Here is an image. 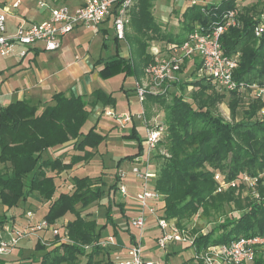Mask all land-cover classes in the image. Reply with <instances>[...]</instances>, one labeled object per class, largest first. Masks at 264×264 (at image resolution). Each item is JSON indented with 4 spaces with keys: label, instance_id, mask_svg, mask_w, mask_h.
<instances>
[{
    "label": "trees",
    "instance_id": "trees-1",
    "mask_svg": "<svg viewBox=\"0 0 264 264\" xmlns=\"http://www.w3.org/2000/svg\"><path fill=\"white\" fill-rule=\"evenodd\" d=\"M153 5L152 0H137L126 31L129 56L125 58L118 52L109 56L100 68L101 76L121 72L124 77L140 82L144 67L153 59L149 51L151 43L180 42L195 23L205 27L220 20L225 10L235 7L233 2H220L206 8L187 6L178 12L185 31L174 34L164 31L157 22ZM239 17L241 27L229 28L221 36V45L227 55L239 54L234 79L260 84L264 79V32L259 38L254 36L255 21L250 7L244 8ZM101 58L95 64L101 63ZM199 66L196 62L193 71ZM172 85L179 90L191 85L192 90L188 98L172 93L169 102L164 93H146L142 102L145 120H149L150 106L164 109L166 129L157 145H162L166 154H157L161 161L152 182L153 189L162 195L164 217L182 226L197 213L210 217L223 212L225 207L236 212L205 233H199L194 242L197 251L209 244L228 243L241 235H261L264 232V201L258 202L248 195L241 197L234 189L215 192L213 173L220 171L232 179L243 171L255 174L264 166V113H261L264 99L248 92L245 98L252 99L244 104L243 115L237 119L236 108L245 94L223 92L229 98L231 121H226L216 113L222 94L207 79L193 78L191 82H173ZM51 102L41 111L25 99L0 105V210L19 207L23 211L33 207L26 202L34 195L46 203L42 217L48 223L55 224L66 214L72 216L59 224L64 227L67 240L60 241L56 236L48 246L36 241L34 249L39 254L24 264H112L110 255L98 257L106 250L96 245L103 228L108 223L116 224L110 217V206L100 225L94 218L81 213V209L104 195L105 172L95 176L73 174L69 188L58 191L55 178L64 173V179L75 164L91 158L94 153L86 147L96 149L105 141L106 134L96 131V123L88 128L84 125L97 104L102 108L115 107L116 98L112 92L97 88L89 94L56 92ZM123 138L135 140L136 151L119 158L114 173L110 172L114 174V181L107 186L113 194L118 181L116 169L121 161L133 160L143 153L142 137L134 127ZM68 141H73L74 154L67 160L61 155L53 159L47 156L51 148ZM260 194L264 195L263 189ZM119 207L124 213V205L119 204ZM1 211L0 223H3L5 213ZM130 239L133 240V236ZM258 263L264 264V260L259 259Z\"/></svg>",
    "mask_w": 264,
    "mask_h": 264
},
{
    "label": "built area",
    "instance_id": "built-area-1",
    "mask_svg": "<svg viewBox=\"0 0 264 264\" xmlns=\"http://www.w3.org/2000/svg\"><path fill=\"white\" fill-rule=\"evenodd\" d=\"M153 1V12L156 11ZM178 6L179 10L187 6L199 5L202 8L210 7L220 2H233L234 8L225 10L218 21L207 26L195 23L192 29L185 34L182 41L171 43H151L150 53L153 59L144 67V80L134 82V90L139 103L142 104L146 93L157 94L155 90L165 92L173 82L184 81L183 70L185 65L200 66L191 76L207 79L212 85L220 88L226 94H251L253 97L264 99V79L262 83H244L234 79L233 73L239 63V54L227 55L221 45V36L229 28H239L242 25L240 14L244 8L251 9L254 18L253 33L259 38L264 32V0H251L248 4L244 0H168ZM137 0H82L77 6L66 3L53 5L45 0H38L37 6L46 8L48 15L37 22L21 20L9 31L6 25L7 12L0 5V56H9L14 53L23 58L30 48L40 44L43 50L55 51L61 47L63 37L76 28L90 31H99L106 22L114 32L116 41H126V31L130 24L131 10ZM12 7H18L20 0H11ZM163 19V17H162ZM18 46H23L18 47ZM196 61V62H195ZM149 86V87H148ZM264 113V110H261ZM102 114L114 120L116 127L122 131L131 122L133 114L130 112L116 113L112 107H105ZM138 117L144 122L142 137L143 153L135 157L134 164L128 170L117 169L118 181L116 190L127 195V180L138 184L132 199L136 203L138 215L128 219L127 227L134 232L133 240L124 246L115 242L113 235L101 237L96 245L103 250L112 251V264H165L163 261L152 259L143 254L142 237L148 223L151 222L156 230L153 240L165 252L173 245L191 250L193 264H256L257 260H264V232L261 235L238 236L228 243L209 244L197 251L195 238L204 230H195L194 225L185 222L178 226L174 219H167L163 215L162 195L152 187L156 176L151 170V156L157 142L165 133V125L155 121L145 122L143 110ZM153 179L150 183L149 180ZM215 192H224L228 189L243 191L256 201H264V166L255 174L246 171L240 172L235 178L228 179L220 172L213 173ZM25 224L16 229H10L6 220L0 223V259L13 253L26 240L37 237V241L48 246L56 236L60 241L67 240L66 231L62 225L50 224L35 207H26L21 213ZM41 231L42 235L35 233ZM47 234L52 238L46 242ZM87 247V245L85 246Z\"/></svg>",
    "mask_w": 264,
    "mask_h": 264
},
{
    "label": "rangeland",
    "instance_id": "rangeland-1",
    "mask_svg": "<svg viewBox=\"0 0 264 264\" xmlns=\"http://www.w3.org/2000/svg\"><path fill=\"white\" fill-rule=\"evenodd\" d=\"M255 1V0H253ZM3 0H0V3H2ZM246 3H250V1L245 0ZM155 6H156V11L154 12L155 15V19L157 20L158 23L161 24V26H163L164 31H169L172 33H177V34H182L185 29L183 28V24L180 21L178 12H179V8H177V6L174 4V7H172V3L168 0H157L154 2ZM245 4V3H244ZM8 6V5H7ZM163 17V19H162ZM6 25L10 28H12L11 26L13 25V21L10 20L9 18H7L6 21ZM106 27H109V29H107V34H103L102 31H94L95 35H93V37L89 40V42H87L86 40L81 41V39H75L72 41V43L70 44L71 48L68 49V47L65 50L64 53V58H54V60L52 59V57L50 56L49 53H46L44 55H41V64L39 65V67L41 69H43L44 67L47 69H51L53 70L54 68H60L62 66V61L64 60L65 63H67L68 61L72 60L73 54L76 53L80 60L82 58H84L83 60H90V59H96L99 56H103L102 62L99 63L100 66L103 65L104 61L111 55L115 54L116 52L118 53H127L126 56H129V47L126 41H117L118 43L116 44V40L114 39V32L110 26V23H106ZM87 31H82L81 34L83 35L82 38H85V35L87 34ZM103 41H105L106 43L103 44ZM118 45V47L116 48V46ZM19 48L23 46H18ZM15 54L12 53L9 56L5 57V56H0V105L3 106V104L9 103L11 101V99H13V96H9V93L12 92L13 90H15L16 88L21 89L22 87H25L27 84L25 82V79H23L25 76H29L33 79H38L39 78V74L37 71V66L36 64H32V68L28 69L25 68L22 72L23 73L22 76L20 77V75H17V77H20L19 79H17L15 74V66L13 64L14 60H15ZM17 62V61H16ZM196 62V61H195ZM44 66V67H43ZM194 65L192 64H187L184 67V70L182 72L183 74V79L185 82H191L192 80V75L194 74L193 71ZM13 71V72H12ZM29 72V73H27ZM14 74V75H13ZM87 76L90 77V85H92L93 87H101L104 89H111L115 91V98H116V104H115V109L116 111H120L123 110L124 107V102L121 101V95L122 93L120 92V86L124 83V75L121 72H117V73H113L110 75H107L105 77L101 76L100 74V68H96L95 70H93L92 72H90L89 74H87ZM143 77V76H142ZM129 80H126V83H128L131 79L128 78ZM68 85L70 84H74L76 80H73L71 78H66L65 80ZM149 87V86H148ZM192 90V86L191 85H187V87L179 90L178 87H175L174 85L168 87V89L165 92H162L161 90H155L156 92H159L157 94H162L164 93L166 101L169 102L171 100L172 97V93H181L183 95L184 98H188L190 91ZM216 90L222 94L221 99L218 101L217 104V108H216V113L224 120L226 121H231L230 118V111H229V98L226 97L225 93H223L221 91L220 88L216 87ZM109 93V92H107ZM117 98H119V100H117ZM252 98L249 99L248 98H241L240 103L238 104V107L236 108V112H237V116L236 118L239 119L242 117L243 115V111L244 108L246 107L248 101H250ZM41 103V102H40ZM41 105V104H40ZM43 105V104H42ZM41 107V106H40ZM105 107H111L110 105H107ZM104 107V108H105ZM103 110V109H102ZM97 111V112H96ZM94 110L93 112H91L89 114V118L88 121L86 122V124L84 125L89 126L91 124V122L93 121V124L100 122V123H104L106 127L111 126V122L109 120H112L110 117L105 116L104 114H102V111L100 108H98L97 110ZM149 120L150 121H155L158 123H162L164 124L163 118H164V109L160 106L157 105H152V107L150 106L149 108ZM101 113V115L99 116V114ZM110 122V123H109ZM92 124V125H93ZM144 125V122H143ZM115 131L112 129L111 133L109 135V137L111 136V140L116 143L119 141V139L121 138H116L114 137V133ZM165 134V133H164ZM164 137V135H163ZM162 137V138H163ZM123 141H125V144H123L122 146H118L117 144H112L111 147L109 148V152L110 153H117V154H129L135 151L136 149V141L132 140V139H123ZM61 143L59 145H56L54 147L60 146L65 144ZM70 146V145H69ZM72 147V146H71ZM68 148V146L66 147ZM70 149H73L70 148ZM166 154L165 150L163 149L162 145H157L155 147L154 152L152 153L151 156V170H155V166L156 168H158L159 163H160V159L157 157V154ZM124 155H121V157H123ZM1 166V165H0ZM2 167V166H1ZM117 170V169H116ZM81 172H84L83 170H81ZM114 173V171H112ZM71 173L68 172L66 174L67 177L64 178V180L66 179L67 182L70 181V175ZM106 184L109 185L114 181V174L112 175V173L109 175L105 174L104 175ZM153 179H150L149 182L151 183ZM135 184V183H134ZM137 184V183H136ZM104 186V195L100 198V200H98L97 202L91 204L90 206L81 209V213L84 216H90L92 218H94L97 223L100 225L104 222V213L106 211L107 206H110V217L111 219L116 223L115 226L111 225L110 223H108L105 228H103L101 235L102 237L107 236V235H113L115 238V242L120 246H124L127 242V237L129 236V229L127 227L128 223V219L131 217H134L136 215H138V210H136L135 208L132 209L130 207L128 208H123L124 213H122V211L120 210L119 204H123L124 202L129 203V201H133V199L131 197L134 196L133 191L128 190L127 187V195H122L119 191H117L116 193H111L110 190H108V186ZM235 193H239L241 194V197H243L245 195V193L243 191H235ZM31 204V206L35 207L39 214L42 216V214L45 211V207H46V203H44L43 200H39L36 196L34 197V195H31L27 202L26 205ZM78 208V207H77ZM1 211V210H0ZM21 208H13V209H8V210H4L1 212L5 213V220L7 225L10 227V229H16L18 227H21L25 224V220L22 217L23 215L20 213ZM15 215L14 218H12V215ZM236 212L235 211H229L228 207H225V210L223 212H219V213H214L212 214L210 217H202L200 213H197L196 216L190 218V220L188 221L189 224L194 225V228L196 230H204L205 232L208 231L209 229H211L212 227H215L219 224L220 221H222V219L226 216H230V215H235ZM72 217L70 214H66L63 217H61L58 221L59 223H64V221L67 218ZM148 226L145 228L144 230V234H143V254L144 255H148L155 260L158 261H164L166 259L168 264H179L178 260H182V262H180V264H190V254H191V250L190 249H186L183 248L181 249L179 252H177L176 254H172L170 252L165 253V251L163 249H161L160 247H158L156 245V242L151 239V236L148 234ZM116 233V234H115ZM38 236L42 235L41 231H37L35 233ZM50 240H52V238L47 234V239L46 242H49ZM37 241V237H32V239L30 240H26L25 242L23 241L19 247H17V249L11 253L8 254L6 256H3L0 259V264H24L25 262L30 261V257L35 256L37 254H39V252H37L34 249V245L35 242ZM112 251H104V253L98 257H103L105 258L107 255H112L111 254ZM189 256V257H188ZM189 258V259H184V258ZM82 262H84V259H81ZM165 261V264H166ZM259 264V263H258Z\"/></svg>",
    "mask_w": 264,
    "mask_h": 264
},
{
    "label": "crops",
    "instance_id": "crops-1",
    "mask_svg": "<svg viewBox=\"0 0 264 264\" xmlns=\"http://www.w3.org/2000/svg\"><path fill=\"white\" fill-rule=\"evenodd\" d=\"M10 1L11 0H3V2L0 3V5L4 6V9L7 12V18H9L10 20L13 21V25L11 26L12 28L8 27L9 31H11L14 28V26L16 24H18V22H20L21 20H24V21L29 22V23L37 22V21H40V20L46 18L48 15V10L46 8H41V7L37 6L38 0H20V4L18 5V7H12L10 4ZM45 1H47L53 5H56L59 3H66L72 7L77 6L82 2V0H45ZM248 1L251 2V0H248ZM183 3L184 4L187 3V0ZM244 3H245V0H244ZM177 8H178V6H177ZM181 11H182V9H181ZM106 23H108V22H106ZM106 23H104L102 25V27L99 29V32L102 31L103 34H107V31H108L107 29H109V27H106ZM82 31L88 32L85 35V38H82V36H83L81 34ZM93 35H95L94 31L86 30L83 28H76L63 37L61 47L58 50H55V51L43 50L40 47L41 45L37 44L36 47L30 48L28 50L26 56L23 58H21L15 54L14 55L15 60H14L13 64L15 66V74L16 75H14V74L13 75L17 77V75L21 74L20 75V77H21L23 73H20V72H22L25 68H27V70L31 69L32 64L34 63L37 66L39 78L33 79V77L31 78L29 76V78H28V76H25L23 79H25V82L27 85L25 87H22L21 89L16 88L12 92H10L9 96H13V99H11V101L18 100V99H25V100L30 101L32 104H35L37 106V110L41 111L45 105L52 103L51 97L56 92H63L66 95H68V94L78 95V94H89L94 89L100 88V89L104 90L105 92H112L113 95L115 96L114 90L104 89L101 87H93L92 85H90V82H89L90 77L87 76V74H89L90 72H92L96 68H101L99 63L95 64V62L98 58L103 57L102 55L96 59L93 58V59H90L89 61L88 60L86 61V60H83L84 58H82L80 60L79 56L76 53H74L72 60L68 61L67 63H65V61L63 60L62 66L58 69L54 68L53 70H51V69L45 68L44 66H43L44 68L41 69L39 67V65L42 62L41 61V55L49 53L53 60H54V58L55 59L61 58V57L64 58L65 50L67 47H68V49L71 48L70 44L72 43L73 40H75L77 38V39H81V41L86 40L87 42H89V40L93 37ZM119 54L125 58L128 57V56H126L127 53H126V55H125V53H119ZM27 73H29V72H27ZM20 77H17V79H19ZM66 78H71L72 81L77 79L78 81H75L74 84L68 85V83L65 81ZM128 78H130L131 80L128 83H126V80H129ZM124 80H125L124 83L120 86L123 88L120 91L122 93V95H121L122 100L121 101L124 102L123 110H120L118 112V111H116V109L114 107H112V108L115 110L116 113H122V112L132 113L133 114L132 122L122 131H120L116 127L113 119L109 120L111 122V124H110L111 126H109V127H106L104 123L97 122L96 123V131H98L102 134H106L105 141L103 143H101L96 149L86 147L85 148L86 150L94 153L93 156L86 161H81V162L75 164L71 168V174L70 175L77 174V175L95 176L97 174H100L101 171L105 172V174L108 175V174H110V172L115 170L114 167H115L116 161L119 158H121V155L125 156L127 154L126 153H124V154L113 153L112 154L109 152V148L114 143L111 140V136L109 137L112 129L115 131L114 137L121 138V139H119L118 142L114 143V144H117L118 146H122L123 144H125V141H123V139H124L123 135L125 133H127L132 127H134L136 129L138 134H140V135L143 134V130H144L143 121L141 120L142 118L138 117V114L140 113L141 110H143V107H142V104L138 102L137 97H136V93L134 90V82L136 80L133 77H124ZM143 80H144V77H141L140 82H142ZM117 100H119V98H117ZM6 104H8V103H6ZM6 104H3V105H6ZM98 108H100L101 110L103 109L102 106H100V104H97L91 110V112H93L94 110L96 111ZM100 115H101V113L99 114V116ZM144 121L146 123L149 122V120H144ZM92 124H93V121L91 122V124L89 126H91ZM89 126H86V127L88 128ZM72 144H73V141H68L63 145L53 147L47 152V156L49 158L53 159L56 156L61 155L65 160H67L72 154H74V150L70 149V148H72L71 147ZM67 146H68V148H66ZM135 151H136V149H135ZM134 152L129 153V154H133ZM134 162H135L134 159L133 160H123L119 164L118 169L120 168V169L128 170L130 168V166L132 164H134ZM150 166H151V164H150ZM154 169H156V166ZM81 170H83L84 172H81ZM59 176H61V177L55 178L56 185H57V191L62 190V189H64V190L68 189L69 188V182H67L66 179L65 180L63 179L64 173H61ZM125 183L128 187V190L133 191V194H134V192L138 188V184H136V182L132 181L131 179L127 180V182H125ZM123 205H124V208L130 207L132 209L135 208L137 210L136 203L134 200L129 201V203L124 202ZM57 224L58 225L60 224L59 221H57ZM61 224H63V223H61ZM147 229H148V234L151 236V239H153L154 234L156 233V230L153 227V224L151 222L148 223ZM129 233L130 234L127 237V242L124 243L125 245L131 241V239H130L131 236L134 237V235H133L134 232L129 231ZM142 240H143V238H142ZM180 250H181L180 246L173 245V246L169 247L165 253L170 252L174 255L177 252H179ZM147 256H149V254ZM190 256H191V254H190ZM188 257L184 258V259H189ZM165 261H166V259L164 260V262ZM180 262H182V260H178L179 264H180ZM166 264H168L167 261H166ZM190 264H193V263L190 261Z\"/></svg>",
    "mask_w": 264,
    "mask_h": 264
}]
</instances>
